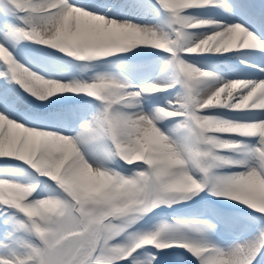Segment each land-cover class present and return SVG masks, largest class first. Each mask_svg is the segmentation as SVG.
I'll list each match as a JSON object with an SVG mask.
<instances>
[{"label": "snow or ice", "instance_id": "6c2138e0", "mask_svg": "<svg viewBox=\"0 0 264 264\" xmlns=\"http://www.w3.org/2000/svg\"><path fill=\"white\" fill-rule=\"evenodd\" d=\"M0 264H264V0H0Z\"/></svg>", "mask_w": 264, "mask_h": 264}]
</instances>
